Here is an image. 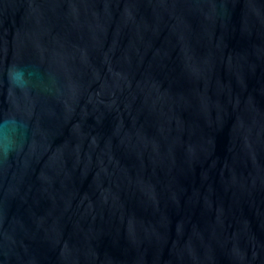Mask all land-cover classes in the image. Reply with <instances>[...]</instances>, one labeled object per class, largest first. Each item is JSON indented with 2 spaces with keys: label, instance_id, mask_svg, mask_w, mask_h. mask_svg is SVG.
Segmentation results:
<instances>
[{
  "label": "water",
  "instance_id": "water-1",
  "mask_svg": "<svg viewBox=\"0 0 264 264\" xmlns=\"http://www.w3.org/2000/svg\"><path fill=\"white\" fill-rule=\"evenodd\" d=\"M9 115L0 264H264V0H0Z\"/></svg>",
  "mask_w": 264,
  "mask_h": 264
},
{
  "label": "clouds",
  "instance_id": "clouds-1",
  "mask_svg": "<svg viewBox=\"0 0 264 264\" xmlns=\"http://www.w3.org/2000/svg\"><path fill=\"white\" fill-rule=\"evenodd\" d=\"M21 75V70L10 69V82L19 86ZM27 134L28 124L24 119L9 115L0 120V159H6L13 152H18L23 147Z\"/></svg>",
  "mask_w": 264,
  "mask_h": 264
}]
</instances>
